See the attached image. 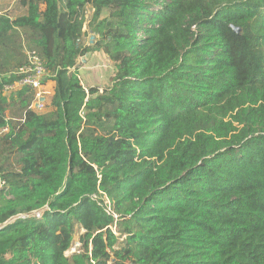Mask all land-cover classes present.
<instances>
[{"label": "trees", "instance_id": "1", "mask_svg": "<svg viewBox=\"0 0 264 264\" xmlns=\"http://www.w3.org/2000/svg\"><path fill=\"white\" fill-rule=\"evenodd\" d=\"M0 11V264H264V0ZM25 51L40 112L5 92ZM96 52L102 92L78 75Z\"/></svg>", "mask_w": 264, "mask_h": 264}, {"label": "rangeland", "instance_id": "2", "mask_svg": "<svg viewBox=\"0 0 264 264\" xmlns=\"http://www.w3.org/2000/svg\"><path fill=\"white\" fill-rule=\"evenodd\" d=\"M13 1L14 0H0V5L2 6V8H4L8 2L11 4L13 3ZM10 4L8 6H10ZM84 40L87 41V37H85ZM77 68L80 70V72H78V75L79 77H81L83 86L86 89L95 87L98 88L100 92H102L104 88H107L109 86V79L112 74V66L108 58L103 53L96 52L92 55L87 56L85 59L82 58V60L78 61ZM31 109L37 112H40L42 110L41 108L37 109L35 107H32ZM79 247L80 244L78 241V236H75L71 248L66 254L69 255L77 251Z\"/></svg>", "mask_w": 264, "mask_h": 264}, {"label": "built area", "instance_id": "3", "mask_svg": "<svg viewBox=\"0 0 264 264\" xmlns=\"http://www.w3.org/2000/svg\"><path fill=\"white\" fill-rule=\"evenodd\" d=\"M25 56V65L22 66L16 73V75L20 77V80L14 83L12 86L6 87L5 92L8 93L11 90L20 89L26 86L30 87L32 90H34V99L30 108L35 107L37 109H42V100L45 96L44 85L46 82H48V75L44 69L42 61L35 52L25 51ZM35 214L38 216V212ZM19 217L22 219L25 218L24 216Z\"/></svg>", "mask_w": 264, "mask_h": 264}, {"label": "crops", "instance_id": "4", "mask_svg": "<svg viewBox=\"0 0 264 264\" xmlns=\"http://www.w3.org/2000/svg\"><path fill=\"white\" fill-rule=\"evenodd\" d=\"M15 1L16 0H14L13 1V3H7V5L4 7V8H10V7H12L13 6V4L15 3ZM1 4V3H0ZM10 4V6H8ZM2 6L0 5V8H1ZM1 12V11H0ZM86 58V57H85ZM84 59V58H83ZM82 60V59H81ZM79 72H80V70H79ZM83 84V83H82ZM53 89H54V83L53 82H51V81H48V82H46V84L44 85V90H45V96H44V98H43V103L44 102H46V101H48L50 98H51V96H52V94H53Z\"/></svg>", "mask_w": 264, "mask_h": 264}]
</instances>
